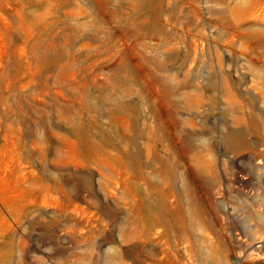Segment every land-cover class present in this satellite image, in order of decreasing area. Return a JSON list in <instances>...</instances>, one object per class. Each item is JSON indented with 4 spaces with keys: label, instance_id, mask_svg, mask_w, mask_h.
I'll return each instance as SVG.
<instances>
[{
    "label": "rangeland",
    "instance_id": "rangeland-1",
    "mask_svg": "<svg viewBox=\"0 0 264 264\" xmlns=\"http://www.w3.org/2000/svg\"><path fill=\"white\" fill-rule=\"evenodd\" d=\"M0 264H264V0H0Z\"/></svg>",
    "mask_w": 264,
    "mask_h": 264
},
{
    "label": "bare ground",
    "instance_id": "bare-ground-1",
    "mask_svg": "<svg viewBox=\"0 0 264 264\" xmlns=\"http://www.w3.org/2000/svg\"><path fill=\"white\" fill-rule=\"evenodd\" d=\"M241 180V179H240Z\"/></svg>",
    "mask_w": 264,
    "mask_h": 264
}]
</instances>
